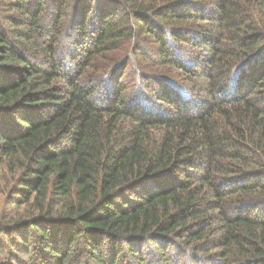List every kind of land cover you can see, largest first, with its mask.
I'll return each instance as SVG.
<instances>
[{
    "label": "trees",
    "instance_id": "1",
    "mask_svg": "<svg viewBox=\"0 0 264 264\" xmlns=\"http://www.w3.org/2000/svg\"><path fill=\"white\" fill-rule=\"evenodd\" d=\"M0 203V264H264V0H0Z\"/></svg>",
    "mask_w": 264,
    "mask_h": 264
},
{
    "label": "rangeland",
    "instance_id": "2",
    "mask_svg": "<svg viewBox=\"0 0 264 264\" xmlns=\"http://www.w3.org/2000/svg\"><path fill=\"white\" fill-rule=\"evenodd\" d=\"M72 47H73V45H71V49H72ZM142 48H144V49H146L147 50V52L148 53H150V54H154L155 53V46H153V44H151V43H145V44H143L142 45ZM182 59H185V60H187V58H182ZM120 62H116V63H114V65L116 66V65H118ZM128 70L130 69L131 71H133V70H135V68H134V65H132V63H129L128 64ZM143 68H145V67H143ZM136 71V70H135ZM147 71V70H146ZM147 74H150V73H147ZM132 76H134V75H132ZM135 77V76H134ZM126 82L128 83V86H129V88L130 89H133V88H135L136 86H138L139 85V83H138V81H137V79L136 78H133V77H127V79H126ZM2 208V204L0 203V209ZM2 239H4V238H2Z\"/></svg>",
    "mask_w": 264,
    "mask_h": 264
}]
</instances>
